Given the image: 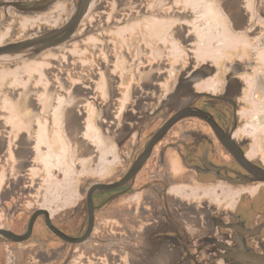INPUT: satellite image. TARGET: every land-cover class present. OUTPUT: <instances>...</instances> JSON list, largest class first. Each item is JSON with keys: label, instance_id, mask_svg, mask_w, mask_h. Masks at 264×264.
Segmentation results:
<instances>
[{"label": "flooded vegetation", "instance_id": "af4514ba", "mask_svg": "<svg viewBox=\"0 0 264 264\" xmlns=\"http://www.w3.org/2000/svg\"><path fill=\"white\" fill-rule=\"evenodd\" d=\"M176 1L96 0L95 16L81 29L93 30L97 41L87 45L85 36L79 42L89 61H74L70 47L64 64L51 62L44 75L24 77L23 63L0 67L7 72L0 79V230L24 233L32 221L28 240L64 247L83 244L93 222L97 244L112 246L110 253L97 249L109 264H128L134 257L193 264L219 244L264 257V27L244 30L252 22L251 0H241L236 14L224 16L246 44L226 49L219 61L202 60L196 34L178 28L175 41L184 62L175 63L172 88L165 81H132V68L163 66L171 48L153 35L134 38L119 29L149 18L186 24L188 15ZM165 3L175 18L164 17ZM58 5L64 15L68 4ZM22 19H12L9 36L18 35ZM148 88L162 104L173 94L172 108L153 117L152 130L141 127L144 114L136 109ZM89 124L104 147L87 136ZM47 163L57 165L49 180ZM64 166L82 174L76 191L70 189L69 205ZM7 241L0 232V264H6ZM64 261L40 254L29 264Z\"/></svg>", "mask_w": 264, "mask_h": 264}, {"label": "water", "instance_id": "95a60500", "mask_svg": "<svg viewBox=\"0 0 264 264\" xmlns=\"http://www.w3.org/2000/svg\"><path fill=\"white\" fill-rule=\"evenodd\" d=\"M213 1L216 2L220 11L224 15L231 14L233 12L232 9H241V0ZM95 2L96 0H0V26L12 19L37 18L40 15L51 11L56 5L61 3L68 4L69 6L67 12L63 15V18L57 25H42L40 27L32 28L26 31L21 37L12 36V38H8L1 42L0 67L14 66L29 61H39L48 54H62L64 49L73 47L76 42H81L85 36L91 37L92 35H95L93 30L82 31L81 29L84 26V23L89 24L91 18L95 16L97 11ZM183 13L188 15V19L191 17L189 11H184ZM183 13L178 14L180 18ZM147 15H154L153 11L148 12ZM164 17L175 18L176 16L168 13L164 14ZM135 20L136 19H133V21ZM127 21L130 22V20ZM178 28L186 29L188 27L184 23L175 26L169 33L170 38L180 40V38L174 34ZM118 64L120 67H124L121 61H119ZM209 69L210 68H207L208 72ZM131 70L134 79L140 81L143 77L142 68L140 67V69L137 70L132 68ZM171 73H168V77ZM107 80L110 81L109 77ZM102 134L105 135V133ZM88 152L92 156L93 161L96 157V151L93 145H90ZM47 221L50 224V220L47 219ZM31 225L32 221L30 222L28 229L31 228ZM0 232H4L10 239L18 240L21 238V235L13 233L10 230H0ZM251 250H248L247 252L250 253H247L239 246L234 247L233 245L222 244L213 245L212 247L207 248V252L205 253L206 256H204L205 258L207 257L209 262L201 260L197 262L195 261L193 264H264V257L260 255L258 256ZM128 264H175V261H160L158 259L139 260L134 257L129 260Z\"/></svg>", "mask_w": 264, "mask_h": 264}, {"label": "rangeland", "instance_id": "374dc122", "mask_svg": "<svg viewBox=\"0 0 264 264\" xmlns=\"http://www.w3.org/2000/svg\"><path fill=\"white\" fill-rule=\"evenodd\" d=\"M150 1H154V0H150ZM178 5H179L178 7L180 9H183V11L185 12L190 10L192 11L191 17L189 19H186L185 22L187 27L191 29V32L196 34L197 42L195 43L196 44L195 46L197 48V56L200 59L205 60L206 58H212L219 61L222 56L221 54L222 52H224L228 48H233L232 45L226 44V39H225L226 34H224L226 33V29L228 26L226 22V18L224 14H222V12L220 11L218 5L213 0H184V5L182 4L181 5L178 4ZM175 7L177 6L175 5ZM170 8L171 7H167V5H165L164 14H168V10ZM64 11L65 10L63 9L62 5H58L55 9L49 11L48 13L40 15L37 18H23L20 22L21 27L18 26L19 31L17 33L18 34L17 36L21 37L29 29L42 26L43 25L42 21L50 23L51 25L57 24L58 21H60L61 16H63ZM11 21L12 22L6 24V28L3 29L4 31L0 32V36L2 35L0 37V43L8 38H12V36L9 35L13 27V24L16 22L13 20ZM177 22L178 21L176 20L149 18L147 19V21L142 20L137 23H133L128 27L119 29V33L123 34L124 32L127 33L128 31H131L130 34L133 33L134 38L136 37L135 36L136 34H139V36H142V39L145 38L147 35H149L150 37L153 35L154 37H157L158 40L163 39L164 43H166L165 49L166 48L168 49V47L171 48L170 51H166L168 53V55L166 56V61L169 62L170 64L176 63L177 61L183 63L184 60L181 59L182 50L179 48L175 39H172L170 37L168 38L165 37L166 30L170 29L171 27H174V25H177L176 24ZM144 24L145 26L149 25L148 26L149 28H144ZM157 26L163 29L160 35L156 34ZM96 41H97L96 37L94 36L90 37L87 45H94ZM80 47L81 45L79 44V42H76L73 45L71 54H69L70 58H73L74 61L76 62L77 59H82V61L88 60L87 56L89 54H87L86 51L79 49ZM52 56L55 58H50ZM89 57L91 59V55H89ZM183 57L184 59H186L185 55H183ZM51 62H59V63L62 62L64 64V52L58 55L48 54L39 61L24 62L23 63L24 69H22L21 73L24 74V77H31V75L34 72L41 73L43 68L47 69L46 67H50ZM41 74L44 75V73ZM5 77H7V72L5 71L0 72V79H3ZM169 77H167V79H170ZM3 82L4 81H0V83ZM28 82L29 81H21L22 84H27ZM100 88L103 91L104 85L102 84ZM60 107L61 106L57 107L55 110V114L57 117L59 116L60 113ZM87 133H88L87 136L90 137V139H92L98 146L104 147L103 141L101 140L97 129L92 124H89ZM62 154L64 156L66 155V148L63 149ZM55 166L57 165L50 163L46 164V171H47L46 175L48 176L47 180L53 177L52 174L55 173L54 172ZM64 169H65L64 174L70 178L69 180L71 181V184H73L72 190L76 191L77 185L79 183L78 180L81 178L82 175L81 172H77V173L72 172L70 167H65V166ZM206 260L208 259L206 258ZM93 261H103V263L100 264H109L106 258H104V256H102L101 258H97V255L88 256L86 254L85 255L83 254L82 256L81 255L79 256V253H78V257H74L73 261H71L70 264H81V262H85V264H93L94 263ZM121 264H126V262L122 261Z\"/></svg>", "mask_w": 264, "mask_h": 264}, {"label": "crops", "instance_id": "0c3cea01", "mask_svg": "<svg viewBox=\"0 0 264 264\" xmlns=\"http://www.w3.org/2000/svg\"><path fill=\"white\" fill-rule=\"evenodd\" d=\"M180 1V3H179ZM177 4L184 5V0H178L176 1ZM167 5V3L165 4ZM248 8L250 9L251 13V24L247 25L244 24V30H252L256 27H264V0H251L248 3ZM233 13L236 14L238 12L237 9H232ZM137 23V22H134ZM251 25V26H250ZM252 27V28H250ZM183 51L181 52L182 56ZM168 53L165 51L163 58L164 63L163 66L155 67V65H148L145 68H142V78L140 81H145L148 85H150L153 81H165V86L170 83V88H172L173 85V78L175 73V63L170 64L166 61V56ZM178 62V61H177ZM169 68V69H168ZM172 72V73H171ZM168 73H171L170 79H167ZM166 79V80H165ZM132 81H137L132 78ZM142 94L144 96L140 97V105L136 108L139 109L143 115L144 121L141 123L142 128H148V130H152L154 127H156V121L153 120V117L157 116L162 110L172 108V98L173 94L170 93L169 98H167L165 101L168 103L162 104L160 102L159 97L156 98L155 91L151 88H148L145 91H142ZM134 108V107H133ZM147 118H146V117ZM146 118V119H145ZM70 178H67V185L64 181V192L67 193V203L71 204V196L73 195L72 191L70 190L72 187ZM51 183V182H50ZM48 183V186L49 184ZM51 188V184H50ZM64 204V201H63ZM64 211V210H63ZM32 227L30 229H27L24 233H16L21 235V238L18 240L10 239L8 238V241L5 242V252H6V264H29L32 261H36L40 254H43L45 256L46 260L53 261L56 259V257L62 256L65 261L64 264H70L71 261H73L74 257H78L81 255H102L103 252L97 251L98 248H105L106 250H110L112 248L111 245L108 243H105L104 245H98L97 242L94 239L93 232L95 231V228H93V222L89 226V230L87 234L84 236V243L81 245H75V246H69L65 245L62 246H40L34 241L28 240V238L31 235ZM14 233V232H13ZM63 248V251H62ZM107 253H110V251ZM105 258V256H104Z\"/></svg>", "mask_w": 264, "mask_h": 264}, {"label": "bare ground", "instance_id": "6f19581e", "mask_svg": "<svg viewBox=\"0 0 264 264\" xmlns=\"http://www.w3.org/2000/svg\"><path fill=\"white\" fill-rule=\"evenodd\" d=\"M215 2V1H214ZM216 3V2H215ZM221 20V19H220ZM229 26V25H228ZM228 26H227V29H226V33H224V34H226V36H225V39H226V44H228V45H232L233 46V48L234 47H236V46H238V45H244L248 40L244 37V36H242V35H238V34H235V33H233L232 32V30L231 29H229L228 28ZM162 28H160L159 26H157L156 27V34L157 35H160L161 33H162ZM231 30V31H230ZM175 34V33H174ZM220 42V41H219ZM240 48V47H239ZM247 49V48H246ZM260 53H261V51H259ZM258 53V52H257ZM259 55V54H258ZM264 57V56H263ZM262 57V58H263ZM244 58V57H243ZM259 58H260V56H259ZM258 57H257V59H259ZM261 58V59H262ZM260 60V59H259ZM264 60V59H263ZM262 60V61H263ZM29 62H31V61H29ZM262 67H260V69H261ZM260 69H258V70H260ZM261 71V70H260ZM263 74V73H262ZM264 75V74H263ZM260 79V78H259ZM263 82V81H262ZM259 90V89H258ZM256 91V90H255ZM259 92V91H258ZM260 93V92H259ZM264 95V94H263ZM264 97V96H263ZM257 98V97H256ZM258 99V98H257ZM264 99V98H263ZM256 101H258V100H256ZM255 102V101H254ZM256 104V103H255ZM253 105V104H252ZM249 113H250V111H248ZM258 113H259V111H258ZM264 113V112H263ZM256 115V114H255ZM254 115V116H255ZM262 115V113L260 114V116ZM263 116V115H262ZM256 117V116H255ZM34 118V117H33ZM258 118V117H257ZM262 118V117H261ZM256 119V118H255ZM260 119V118H259ZM254 120V119H253ZM253 120H251V121H253ZM255 121H257V120H255ZM255 121H253L254 123H256ZM260 121H262V120H260ZM239 122V121H238ZM250 122V121H249ZM263 122V121H262ZM261 122V123H262ZM251 125H253V124H251ZM254 127V126H253ZM95 131V130H94ZM88 133H89V131H88ZM88 133H87V135H88ZM92 135V134H91ZM90 136V135H89ZM90 138V137H89ZM68 142V141H67ZM3 145V144H2ZM67 150H69V149H67ZM66 152H68V151H66ZM71 152V151H70ZM259 159V158H258ZM11 160V159H10ZM80 161V160H79ZM212 181V180H211ZM211 192H212V190H211ZM176 193V192H175ZM214 193V192H213ZM174 195V194H173ZM187 195V194H186ZM210 195H212V194H210ZM189 196V195H188ZM177 207V206H176ZM182 211H184V210H182ZM201 212V211H200ZM183 214V213H182ZM196 219V218H195ZM184 220H186V219H184ZM200 220V219H199ZM159 221H162V220H159ZM188 221V220H187ZM205 220H203V222H204ZM192 223V222H191ZM200 223V222H199ZM193 224V223H192ZM151 229V228H150ZM168 229V228H167ZM161 231H162V229H161ZM147 233V232H146ZM150 234V233H149ZM150 237V236H149ZM158 237V236H157ZM163 237V236H162ZM165 237V236H164ZM219 237V236H218ZM147 239V238H146ZM150 239V238H149ZM151 239H152V237H151ZM160 239V238H159ZM163 239V238H162ZM154 240V239H153ZM158 241V240H157ZM149 243V242H148ZM166 255V254H165ZM173 256V255H172ZM165 257V256H164ZM154 258V257H153ZM166 258H168V257H166ZM168 260V259H167ZM163 261V260H162ZM205 261H207V262H209L208 260H205ZM197 262V261H196ZM177 263H179V264H190V262H189V260L188 259H186V260H180V261H175V264H177Z\"/></svg>", "mask_w": 264, "mask_h": 264}]
</instances>
